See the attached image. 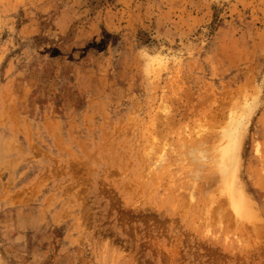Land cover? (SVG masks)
<instances>
[{
	"label": "rangeland",
	"instance_id": "1",
	"mask_svg": "<svg viewBox=\"0 0 264 264\" xmlns=\"http://www.w3.org/2000/svg\"><path fill=\"white\" fill-rule=\"evenodd\" d=\"M0 264H264V0H0Z\"/></svg>",
	"mask_w": 264,
	"mask_h": 264
},
{
	"label": "bare ground",
	"instance_id": "2",
	"mask_svg": "<svg viewBox=\"0 0 264 264\" xmlns=\"http://www.w3.org/2000/svg\"><path fill=\"white\" fill-rule=\"evenodd\" d=\"M233 125L226 132H223L221 137V148L219 150V162L226 168L224 172V189L226 190L229 203L233 206L236 213H240L243 208V198L240 192L236 193L234 181L236 177V165H237V152L240 145V140L237 132L238 128V117L236 115L230 118ZM202 152V151H199ZM199 155V154H198ZM197 160V158H196Z\"/></svg>",
	"mask_w": 264,
	"mask_h": 264
}]
</instances>
